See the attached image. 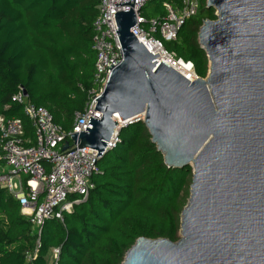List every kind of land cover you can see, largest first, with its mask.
<instances>
[{
	"label": "water",
	"instance_id": "obj_1",
	"mask_svg": "<svg viewBox=\"0 0 264 264\" xmlns=\"http://www.w3.org/2000/svg\"><path fill=\"white\" fill-rule=\"evenodd\" d=\"M133 5L115 14L123 60L95 99L102 117L71 140L103 158L143 121L165 164L193 177L180 240L140 237L122 264H264V0H207L218 18L199 31L206 78L153 55L131 32Z\"/></svg>",
	"mask_w": 264,
	"mask_h": 264
},
{
	"label": "trees",
	"instance_id": "obj_2",
	"mask_svg": "<svg viewBox=\"0 0 264 264\" xmlns=\"http://www.w3.org/2000/svg\"><path fill=\"white\" fill-rule=\"evenodd\" d=\"M99 2L0 0V117L23 121L27 145L36 138L23 105L14 99L21 89L66 131L75 112L84 109L95 72L93 22ZM200 2L198 13L165 47L206 78L210 62L199 31L218 17L206 0ZM156 14H166L162 4L146 16ZM98 164L101 172L87 199L63 221L47 220L40 236L18 200L0 188V264H122L140 237L180 240L193 168H169L143 121L122 127L118 144ZM51 249L58 251L54 262Z\"/></svg>",
	"mask_w": 264,
	"mask_h": 264
},
{
	"label": "built area",
	"instance_id": "obj_3",
	"mask_svg": "<svg viewBox=\"0 0 264 264\" xmlns=\"http://www.w3.org/2000/svg\"><path fill=\"white\" fill-rule=\"evenodd\" d=\"M128 1L134 4L137 19L131 28L135 37L141 38L153 55L158 53L161 58L167 54L169 59L184 62L190 66V72H195L193 63L169 52L165 42L177 39L185 22L198 13L200 0H163L166 14L150 17L143 10L153 0H100L98 15L93 22L94 77L87 90L84 109L74 114L71 130L66 131L56 124L51 112L31 102L23 89L15 94L14 99L23 105L24 114L32 123L35 144L25 143L21 119L0 117V188L18 200L22 214L39 236L47 220L63 221L67 212L87 199L95 187L93 178L101 172L98 151L80 148L71 138L73 134L87 131L91 118L102 117V113L95 110L98 104L95 99L104 92L112 68L123 60L115 14L130 10L131 4L119 5ZM79 86L84 89L82 84ZM67 141L71 147L64 150ZM118 142L119 134L115 132L107 148L113 149Z\"/></svg>",
	"mask_w": 264,
	"mask_h": 264
},
{
	"label": "rangeland",
	"instance_id": "obj_4",
	"mask_svg": "<svg viewBox=\"0 0 264 264\" xmlns=\"http://www.w3.org/2000/svg\"><path fill=\"white\" fill-rule=\"evenodd\" d=\"M163 0H154L151 1L150 3H148L146 5V7L143 10V13L145 15H152L154 14V11L156 10V8L158 6H160L162 4ZM57 254V250L56 249H51L50 253H49V260L51 262H54V260L57 258L56 255Z\"/></svg>",
	"mask_w": 264,
	"mask_h": 264
},
{
	"label": "bare ground",
	"instance_id": "obj_5",
	"mask_svg": "<svg viewBox=\"0 0 264 264\" xmlns=\"http://www.w3.org/2000/svg\"><path fill=\"white\" fill-rule=\"evenodd\" d=\"M177 65H181L182 67H184L185 69L189 70L190 66L184 62H175Z\"/></svg>",
	"mask_w": 264,
	"mask_h": 264
}]
</instances>
